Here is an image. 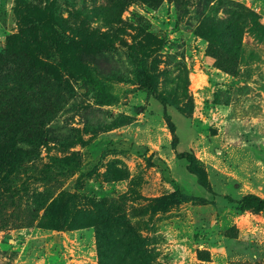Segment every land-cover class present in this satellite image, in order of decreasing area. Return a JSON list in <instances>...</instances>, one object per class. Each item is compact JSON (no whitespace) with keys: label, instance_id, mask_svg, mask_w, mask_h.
Segmentation results:
<instances>
[{"label":"rangeland","instance_id":"374dc122","mask_svg":"<svg viewBox=\"0 0 264 264\" xmlns=\"http://www.w3.org/2000/svg\"><path fill=\"white\" fill-rule=\"evenodd\" d=\"M247 194L264 199V0H0V264H264V212L225 199Z\"/></svg>","mask_w":264,"mask_h":264},{"label":"trees","instance_id":"16d2710c","mask_svg":"<svg viewBox=\"0 0 264 264\" xmlns=\"http://www.w3.org/2000/svg\"><path fill=\"white\" fill-rule=\"evenodd\" d=\"M27 53H30L33 56L32 52L28 50ZM43 67L51 71H58L62 66H54L53 64H43ZM79 80L93 89L95 95V101L100 105H109L117 101V97L111 92V86L109 80L100 76L93 68L82 66L78 72ZM134 82L141 88L149 92L154 99L159 101L161 104L165 105L167 102L164 98L158 95L155 82L141 64L139 65L134 73ZM168 123L170 121L168 120ZM170 131L173 134L174 143L176 141L175 129L170 124ZM179 159H184L189 163H192L195 159L193 154L183 152L178 154ZM55 163L59 164L65 170H78L80 164L73 158H64V159H55ZM225 199L234 206V210L243 213L246 211H254L257 213L264 212V199L256 194H247L241 198L235 200L229 196H225Z\"/></svg>","mask_w":264,"mask_h":264}]
</instances>
